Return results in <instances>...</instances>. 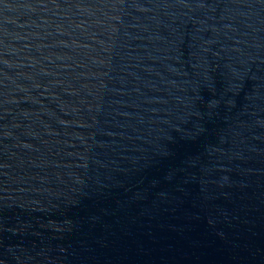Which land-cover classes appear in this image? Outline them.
<instances>
[{
	"label": "water",
	"instance_id": "water-1",
	"mask_svg": "<svg viewBox=\"0 0 264 264\" xmlns=\"http://www.w3.org/2000/svg\"><path fill=\"white\" fill-rule=\"evenodd\" d=\"M0 264H264V0H0Z\"/></svg>",
	"mask_w": 264,
	"mask_h": 264
}]
</instances>
